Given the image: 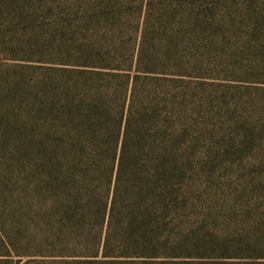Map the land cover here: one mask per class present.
Segmentation results:
<instances>
[{
    "label": "rangeland",
    "instance_id": "1",
    "mask_svg": "<svg viewBox=\"0 0 264 264\" xmlns=\"http://www.w3.org/2000/svg\"><path fill=\"white\" fill-rule=\"evenodd\" d=\"M22 9L28 18L22 24L10 21L6 12L0 16V48L19 40L23 47L11 44V51L32 57L0 55L1 236L16 248L53 250L50 241H40L47 227L32 218L36 208L48 212L55 204L40 188L43 173L34 144L37 121L50 116L59 80L71 77L59 70L78 67L61 58L74 59L83 47L99 53L113 46H126L129 58L137 53L145 26L146 45L157 42L149 12L155 17L175 9L178 19L183 11L192 16L188 23L195 18L186 61L193 76L176 90L193 95L187 113L194 144L190 208L180 256L148 264L264 260L240 258L264 253V0H23ZM197 17L209 20L206 36L194 26ZM77 255L22 256L17 264H99L93 261L104 259ZM130 262L121 264H140Z\"/></svg>",
    "mask_w": 264,
    "mask_h": 264
},
{
    "label": "trees",
    "instance_id": "2",
    "mask_svg": "<svg viewBox=\"0 0 264 264\" xmlns=\"http://www.w3.org/2000/svg\"><path fill=\"white\" fill-rule=\"evenodd\" d=\"M22 3L0 0V16L6 12L10 21L22 24L28 19ZM167 11L155 17L149 12L157 42L146 45L145 26L137 53L129 58L126 46L99 53L83 47L74 59L61 58L78 67L59 70L71 77L59 80L50 116L37 121L34 144L43 173L40 188L55 204L48 212L36 208L32 218L47 227L40 241H50L53 250L16 248L0 234V264H17L22 256L101 254L104 259L93 261L99 264H148L180 256V234L190 208L194 144L187 113L193 95L176 90L186 76H193L186 61L195 18L188 23L192 16L186 11L179 19L175 9ZM196 20L195 28L206 36L208 18ZM18 41L11 44L23 47ZM11 44L2 43L1 56L32 58L11 51ZM243 257L260 259L264 253Z\"/></svg>",
    "mask_w": 264,
    "mask_h": 264
}]
</instances>
